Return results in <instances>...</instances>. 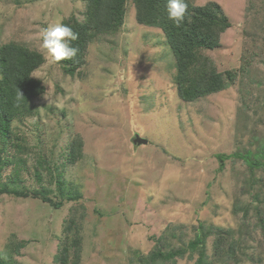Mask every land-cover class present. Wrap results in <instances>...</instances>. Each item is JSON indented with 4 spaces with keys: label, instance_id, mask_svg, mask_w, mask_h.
Segmentation results:
<instances>
[{
    "label": "rangeland",
    "instance_id": "rangeland-1",
    "mask_svg": "<svg viewBox=\"0 0 264 264\" xmlns=\"http://www.w3.org/2000/svg\"><path fill=\"white\" fill-rule=\"evenodd\" d=\"M208 1L230 25L204 54L235 76L222 90L185 101L165 34L138 24L131 1L122 27L94 36L69 76L60 62L50 63L41 36L71 15L82 20L85 2L0 0V43L42 53L32 77L45 86L0 143V187L63 200L54 208L0 193L4 264H57L62 246L72 253L75 239L77 264L149 263L158 250L183 255L154 264H197L189 242L200 224L209 229L203 264H264V169L251 170L242 155L258 153L264 138V0H191ZM136 133L147 143L133 144ZM72 143L80 147L73 160ZM237 237L241 250L226 257Z\"/></svg>",
    "mask_w": 264,
    "mask_h": 264
},
{
    "label": "trees",
    "instance_id": "trees-1",
    "mask_svg": "<svg viewBox=\"0 0 264 264\" xmlns=\"http://www.w3.org/2000/svg\"><path fill=\"white\" fill-rule=\"evenodd\" d=\"M85 8L83 19L77 20L71 15L63 19L62 24L70 26L79 34L78 40L72 42L73 47L79 49L74 61L64 60L59 64L67 75H74L79 72L80 66L84 63V55L88 43L97 35L107 34L119 30L126 14V4L131 1L134 4L135 20L140 25L160 28L166 36V43L175 59L176 72L173 80L181 99L192 101L200 96L208 95L222 90L232 80L235 72L226 70L219 72L212 61L204 54L205 50H211L220 45L219 38L230 25V22L223 12L221 6L212 1L204 3L202 7H192L191 0L188 3V17L180 27H176L168 18L166 5L168 0H83ZM79 2V1H78ZM127 19V17H126ZM95 36V37H94ZM94 37V38H93ZM44 61L43 54L35 49L28 48L24 44L14 41L0 43V143L9 142L8 133L10 121L14 116L27 114L29 108L27 103L33 97L40 96L45 91L41 80L32 77V72ZM23 94L21 96L20 94ZM73 151L69 154L71 160L75 157L79 144L70 145ZM5 147H0V150ZM79 150V149H78ZM250 169L260 167L264 169V138L258 153L249 150L242 154ZM262 157L260 160L257 156ZM224 155H218L221 157ZM240 156V154H238ZM252 156V157H251ZM3 160L0 156V161ZM8 163V159L3 164ZM58 195L62 197L63 190L61 182L57 181ZM0 193L13 194L15 197L39 198L47 204L58 208L63 200H58L46 195L36 189L18 191L9 189L4 184L0 187ZM248 210V209H247ZM253 210L258 212L257 206ZM258 221L261 222L262 218ZM262 223V222H261ZM205 229V231H204ZM203 230V231H201ZM206 230L203 224L199 225V233L189 242L192 251L198 250L199 260L197 264L204 263L205 249L204 242ZM221 235L214 240V249L217 253L221 250ZM73 251L69 252L67 245L62 246L60 255L56 256L57 264H77L79 245L78 241L72 240ZM242 238L237 237L230 240L227 249L224 250L226 257H233L234 253L241 250ZM244 251H241L243 254ZM175 255H183L181 250H173L167 253L158 250L150 256L149 263L144 260L143 264H154L156 260L170 259ZM71 256L74 258L71 260ZM247 259L253 261V256L246 255ZM0 264H4L0 260Z\"/></svg>",
    "mask_w": 264,
    "mask_h": 264
},
{
    "label": "clouds",
    "instance_id": "clouds-1",
    "mask_svg": "<svg viewBox=\"0 0 264 264\" xmlns=\"http://www.w3.org/2000/svg\"><path fill=\"white\" fill-rule=\"evenodd\" d=\"M203 4H193L192 7H202ZM188 3L185 0H168L166 10L168 18L176 27H180L188 17ZM79 34L72 27L57 23L44 29L41 36V49L50 57V63H59L64 60L74 61L79 49L72 46V42L78 40ZM23 96V94H20ZM47 99L46 96H44Z\"/></svg>",
    "mask_w": 264,
    "mask_h": 264
},
{
    "label": "water",
    "instance_id": "water-1",
    "mask_svg": "<svg viewBox=\"0 0 264 264\" xmlns=\"http://www.w3.org/2000/svg\"><path fill=\"white\" fill-rule=\"evenodd\" d=\"M132 142H133V144L141 145V144H146L147 139L136 133L132 139Z\"/></svg>",
    "mask_w": 264,
    "mask_h": 264
}]
</instances>
